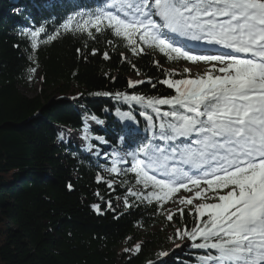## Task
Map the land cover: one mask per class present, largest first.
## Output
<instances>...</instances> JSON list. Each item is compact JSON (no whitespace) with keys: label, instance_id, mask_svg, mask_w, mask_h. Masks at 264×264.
<instances>
[{"label":"trees","instance_id":"16d2710c","mask_svg":"<svg viewBox=\"0 0 264 264\" xmlns=\"http://www.w3.org/2000/svg\"><path fill=\"white\" fill-rule=\"evenodd\" d=\"M105 1L55 0L41 6L33 0H0V264H119L117 247L125 240L143 244L135 255L122 257L123 264H149L159 257L155 250L166 242L168 230H190L197 217L195 211L184 209L183 216L175 211L169 221L165 204L160 207L132 196L129 189L145 194L150 189H139L143 186L127 171L129 166L111 177L104 174L111 168L119 138L132 146L158 132L156 124L146 136L116 119L118 111L131 112L145 129L141 114L155 116L146 105L117 94L174 96V88L162 81L169 73L172 79L189 78L179 69L181 59L171 60L156 48L142 45L144 52L134 54L110 29L96 32L90 25L81 31L78 24L88 16L76 14L104 8ZM69 17H74L72 27L65 30L62 25ZM41 26L45 32L33 48L30 31ZM124 53L130 54L129 60ZM32 68L40 69L43 79V89L35 97L21 90L33 79ZM134 74L146 80L130 86ZM75 89L86 103L80 110L63 98ZM159 107L163 112L172 106ZM83 113L107 123L106 129L94 131L105 142L103 158L77 147L66 152V146L58 145L57 127L81 130ZM97 175L114 181L112 187L97 181ZM125 197L131 207L121 205ZM93 204H100L99 213ZM210 251L213 254L194 248L170 264H196Z\"/></svg>","mask_w":264,"mask_h":264},{"label":"snow or ice","instance_id":"6c2138e0","mask_svg":"<svg viewBox=\"0 0 264 264\" xmlns=\"http://www.w3.org/2000/svg\"><path fill=\"white\" fill-rule=\"evenodd\" d=\"M111 8L115 11L100 8L77 13L88 16L78 27L84 31L92 25L96 32L110 29L134 54L144 52L142 45H147L171 60L197 66L203 62L210 69L184 79H172L169 73L170 78L162 83L175 89L174 96L117 94L119 99L151 108L161 122L158 132L136 148L122 156L114 150L109 171L122 172L117 165L130 157L127 171L136 174L144 189H150L147 194L129 189L130 194L160 207L182 189H196L194 196L179 197L185 206L201 200L194 205L193 226L177 228L175 234L181 240H199L192 245L196 249L215 250L202 256L201 264H264V0H111ZM73 19L69 17L62 27L70 29ZM43 32V26L30 31L33 48ZM194 42L214 46L216 51H198ZM103 56L109 59L107 51ZM143 82L129 81V85ZM160 105L172 107L162 112ZM84 139H89L87 124ZM156 139L164 145L155 143ZM181 164L191 167L185 170ZM106 183L111 188L114 181ZM221 190L227 191L221 194ZM95 195L100 196L99 191ZM124 202L132 206L127 197ZM106 203L111 209L112 201ZM92 207L101 211L100 204ZM177 211L183 216V208ZM165 214L171 221L175 213ZM140 250V243L125 249Z\"/></svg>","mask_w":264,"mask_h":264},{"label":"rangeland","instance_id":"374dc122","mask_svg":"<svg viewBox=\"0 0 264 264\" xmlns=\"http://www.w3.org/2000/svg\"><path fill=\"white\" fill-rule=\"evenodd\" d=\"M39 1L44 2L45 5L46 4L49 5L54 0H39ZM33 2H34V0H33ZM107 10L115 11L114 9L111 8V5L108 7ZM124 57L127 60H129L130 54L124 53ZM179 69L181 72H184L185 69H191L190 72L186 71V73L188 74L189 78H194L197 74H203L204 70L210 69V65H205V64L200 63V65L197 66V65H194L192 62L190 63V62H187L186 60H183L179 65ZM196 70H199V71H196ZM129 78H130V81H137V80L145 81L146 80L145 77L141 74H134V75H131ZM138 85L139 84H135L134 86H138ZM42 89H43V79L40 76V69H37L35 71V73L33 75V79L30 81V84L27 87L21 88L22 92L29 97H35L36 95H38L40 93V91ZM75 90H76V93L69 94L67 96H64L63 98L67 99L69 101H72V100L82 101V99H81L82 93L79 92L77 89H75ZM125 114H130V115H125ZM114 117H116L120 121H124L127 124L135 125V126L137 125L136 121L133 118V115L129 112H116L114 114ZM85 124H87V129H90V127H89L90 124H92L95 127H102V129H106V127H107L106 122L98 121V120L92 121V120H90V118L85 119L84 127L81 129L82 132H79V133L75 132L73 129L59 126V127H57L58 134H59L58 145H61V144L66 145V143L69 142V138H70L69 135L71 133V134H73L72 145L79 147L82 151H86L87 153H93V150L91 149V147L88 148V144L86 145L83 142L78 141V139L84 138L82 134L84 133ZM61 133H63L62 137H61ZM98 141L100 144H104L103 140L98 139ZM86 142H89V139ZM119 143H120V141H119ZM98 150L100 152V156L104 157L105 156L104 151L101 148H98ZM125 151L127 152L130 150L125 148ZM66 152H68V151L66 150ZM120 152L123 154L125 153L121 149H120ZM118 167L121 168V166H119V165H118ZM104 174L107 177H111V175H116L119 173H112L110 171H104ZM101 181H106L105 177H104V180H101ZM194 193H195V191L193 190L192 192L186 191L185 193L176 194L171 200L166 202V205H165L166 211L173 213V212L177 211L178 208L189 209L191 211H194V205L196 203L201 202L200 198L194 199L192 205L185 206V205H181L179 203V197H181V196L191 197V196H194ZM207 195L210 197V196H212V193L208 192ZM209 202H212V201L210 200ZM122 204L124 205L125 202L123 201ZM159 229L160 228H155V231H158ZM170 237H171V239H170ZM165 238H166V242L159 245L155 251L157 253L166 252L167 255L166 256H160L159 255V257L155 261H153L152 264H168L169 262L175 260V258L186 255V252L188 250L194 248L192 246L193 244L191 242H189L187 239L186 240L179 239L175 234V230H171V229L168 230ZM137 243H140L141 247H142L143 243L141 241H138L136 243H131L128 240H125L124 242H122L117 247V253L119 256V264H123L122 257H125V256L130 257V256H133L136 253H138L135 251H125V249H130V250L134 249V247ZM177 245H179V246H177Z\"/></svg>","mask_w":264,"mask_h":264},{"label":"bare ground","instance_id":"6f19581e","mask_svg":"<svg viewBox=\"0 0 264 264\" xmlns=\"http://www.w3.org/2000/svg\"><path fill=\"white\" fill-rule=\"evenodd\" d=\"M210 52V51H209ZM196 71H199V70H196ZM89 127H90V125H89ZM72 135V134H71Z\"/></svg>","mask_w":264,"mask_h":264}]
</instances>
